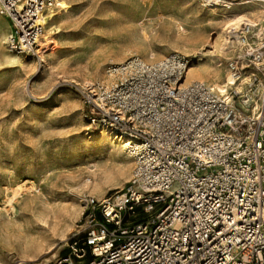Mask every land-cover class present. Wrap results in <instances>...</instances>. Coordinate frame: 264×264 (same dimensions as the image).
I'll return each instance as SVG.
<instances>
[{"label": "built area", "instance_id": "1", "mask_svg": "<svg viewBox=\"0 0 264 264\" xmlns=\"http://www.w3.org/2000/svg\"><path fill=\"white\" fill-rule=\"evenodd\" d=\"M55 4L0 0L10 51L39 58L43 12ZM256 32L246 20L236 33L237 80L250 65L264 74ZM192 63L177 52L154 63L132 56L108 68V82L75 85L91 129L125 147L134 168L121 191L85 199L83 233L45 264H264V84L246 113L206 82L183 81Z\"/></svg>", "mask_w": 264, "mask_h": 264}, {"label": "rangeland", "instance_id": "2", "mask_svg": "<svg viewBox=\"0 0 264 264\" xmlns=\"http://www.w3.org/2000/svg\"><path fill=\"white\" fill-rule=\"evenodd\" d=\"M55 1L43 12L54 11V31L49 41L40 38L39 58L10 51L12 22L0 15V25L10 26V32H0V264H45L67 255L87 225L85 199L121 191L132 176L134 158L91 129L75 85L108 82V68L132 56L154 63L177 52L197 68L218 66V79L196 80L220 93L217 87L241 49L229 44V51L222 50L230 28L222 16L247 13L250 20L248 11L264 9L256 0H223L233 3L231 9L217 0ZM254 75L258 82L250 88ZM239 82L242 89L233 86L228 95H235L240 111L252 113L264 74L250 65ZM245 96L250 104L242 102ZM95 165L111 179L102 180L100 191L81 186ZM43 213L49 222L40 227Z\"/></svg>", "mask_w": 264, "mask_h": 264}, {"label": "bare ground", "instance_id": "3", "mask_svg": "<svg viewBox=\"0 0 264 264\" xmlns=\"http://www.w3.org/2000/svg\"><path fill=\"white\" fill-rule=\"evenodd\" d=\"M232 4L233 3H231V2H226V4H225L226 6L225 5H223V6L229 7L231 9ZM241 4H244V3H241ZM45 11H46V9H45ZM226 12H228V11L226 10ZM248 12L251 13L253 19H250V20H252V23L254 25H256V27H257V33L260 36L263 33V31H264V9H258V10L256 9V10H252V11H248ZM54 14L55 13H54L53 10H51V8H50V10L47 13H45V15L43 14L44 15V17H43L44 18V23H45V25H44L45 26V32L43 33V35L41 37H42V39L44 41H49L50 38H51L52 32L54 31V27H53L52 21H50V20L53 19ZM222 18H223L224 21H227L228 22L227 23L228 24V27H230L227 31H225L223 33V35H224V43L221 44L222 45V50H228L229 49V44H237V46H238V41H237L236 33L239 31L242 23L245 22L246 20H249V17L247 16V13H243V14H234V15L232 14V17L231 18H229V16H227V15H224V16H222ZM218 23H220V22H218ZM9 27H10L9 24L8 25H5L4 27L2 25H0V32L1 33H8V32H10ZM181 29L184 30L183 28H181ZM187 36L188 35H181L180 32H179V37L181 39H188ZM0 37L3 38L2 36H0ZM196 38H198V36H196ZM40 41H41V39H40ZM0 44H1V42H0ZM220 74H221V70H220V68L218 66H216V67L215 66H212V67H208V68H205V67H203V68H197V63H195V64H190V66L188 67V69L186 71V75H185V78H184L183 81L189 82V81L196 80V79H203V80L204 79H207V80L214 81V80H216V79H218L220 77ZM247 79H248V77H247ZM244 80H246V78H244L242 81H244ZM238 81L239 80L235 79L232 76V74L230 73V71H229V77L226 78V80L224 81V83L222 85L218 86L217 89H218V91L221 94H223L224 96H226L228 99L232 100L231 97H230V95H228L229 94V90L233 86H236L238 84H239L238 85V88L239 89H242V85H240V82L238 83ZM253 106L254 107H253V110L252 111L255 112L257 110V108H258V104L255 103ZM104 135L105 136H103V137H106L107 135H109V133L106 132ZM115 142H117V141H115ZM88 169H90V168H88ZM91 172H92V177L88 178L84 183L81 184V186H83V187L92 186V190H94V191H100L101 190L100 189V187H101L100 184L102 183V180L105 183H110L111 182L110 177L105 176L103 178L102 177V174L100 175L99 168H97V165H95L94 169H92ZM73 177H74V179L78 178V179H76L78 182L80 181L79 180L80 176L78 174L77 175H74ZM70 178H71V176H70ZM49 211L52 212V213H54V209H52V208H50ZM47 213L46 214L43 213L42 214V217L37 219L38 222L41 223V224L40 223L38 224L40 227L44 226L45 224H47L49 222V220H48L49 215Z\"/></svg>", "mask_w": 264, "mask_h": 264}]
</instances>
